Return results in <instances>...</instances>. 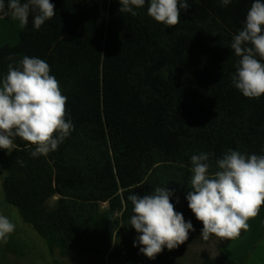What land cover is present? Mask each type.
Returning <instances> with one entry per match:
<instances>
[{"label": "trees", "instance_id": "1", "mask_svg": "<svg viewBox=\"0 0 264 264\" xmlns=\"http://www.w3.org/2000/svg\"><path fill=\"white\" fill-rule=\"evenodd\" d=\"M252 2L188 0L169 27L147 14V0L136 16L120 13L118 0H50L52 19L37 30L30 15L18 43L0 48V82L9 64L39 57L67 97L74 127L57 150L34 158V146L18 137L13 150L0 149L6 202L51 250L112 264H177L185 244L205 241L186 199L191 157L209 153L214 173L229 150L264 156V96L244 97L231 79L238 62L231 43ZM156 187H168L193 230L149 259L134 246L140 234L127 197ZM202 264L238 263L223 254Z\"/></svg>", "mask_w": 264, "mask_h": 264}, {"label": "clouds", "instance_id": "2", "mask_svg": "<svg viewBox=\"0 0 264 264\" xmlns=\"http://www.w3.org/2000/svg\"><path fill=\"white\" fill-rule=\"evenodd\" d=\"M120 13L136 16L134 9L143 8L146 0H118ZM147 14L156 22L174 27L181 11L189 9L188 0H147ZM222 6L232 0H220ZM0 14L11 15L21 28L32 15L37 30L56 12L50 0H0ZM231 49L238 58L232 84L249 99L264 96V0H253L244 25L234 35ZM49 64L39 57L24 56L19 66H8L0 82V149L13 150L14 139L20 138L34 146L32 157L46 156L73 130L67 120V97L62 94ZM209 153L191 157L192 178L186 199L195 218L202 223L201 237L232 240L249 228L264 206V156L245 155L229 150L216 161L218 170L210 173ZM168 187H156L152 194H130L133 205L131 228L140 235V251L154 259L166 247L183 244L193 230L192 223L176 212L170 201ZM15 225L0 214V242L7 243Z\"/></svg>", "mask_w": 264, "mask_h": 264}, {"label": "rangeland", "instance_id": "3", "mask_svg": "<svg viewBox=\"0 0 264 264\" xmlns=\"http://www.w3.org/2000/svg\"><path fill=\"white\" fill-rule=\"evenodd\" d=\"M13 38L7 33L0 35V47L6 44L16 45L18 42V31L21 29L19 23L12 20L8 23ZM1 32V30H0ZM16 37V44L14 39ZM3 174L0 169V214L9 218L15 225V230L8 237L7 243L0 242V264H112L106 257L95 255H70L63 257L59 250H51L45 240L30 226L24 223L16 207L6 202L2 188ZM54 198L52 203L56 201ZM107 208V204L103 205ZM264 212V209H261ZM259 223L261 221L258 220ZM225 240L213 236L206 242L198 241L187 243L179 253L177 264H202L207 258L223 255L224 249H219ZM261 253L259 248L256 251ZM253 255L251 262L254 264ZM261 261V259H259ZM238 263V262H237ZM241 264H246L242 262Z\"/></svg>", "mask_w": 264, "mask_h": 264}, {"label": "crops", "instance_id": "4", "mask_svg": "<svg viewBox=\"0 0 264 264\" xmlns=\"http://www.w3.org/2000/svg\"><path fill=\"white\" fill-rule=\"evenodd\" d=\"M8 23L7 20L0 19V35H2V32H4V34L8 32V34H10L9 36L13 38ZM12 40H14V44H16V37ZM261 209L255 218L248 221L249 228L245 230L244 235L234 239L224 249L223 254L235 260L238 264L242 262L246 264L250 263L254 254L257 256L254 258V264H264V212ZM258 220L261 221V223H259ZM259 248L261 249V253L258 254L256 251ZM259 259H261V261H259Z\"/></svg>", "mask_w": 264, "mask_h": 264}]
</instances>
